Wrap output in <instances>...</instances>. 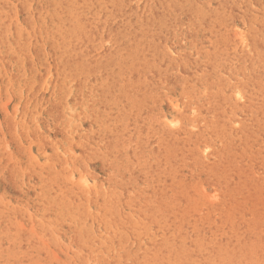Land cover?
Listing matches in <instances>:
<instances>
[{"label":"rangeland","instance_id":"1","mask_svg":"<svg viewBox=\"0 0 264 264\" xmlns=\"http://www.w3.org/2000/svg\"><path fill=\"white\" fill-rule=\"evenodd\" d=\"M262 25L264 0H0V264H264Z\"/></svg>","mask_w":264,"mask_h":264},{"label":"bare ground","instance_id":"2","mask_svg":"<svg viewBox=\"0 0 264 264\" xmlns=\"http://www.w3.org/2000/svg\"><path fill=\"white\" fill-rule=\"evenodd\" d=\"M167 2V1H165ZM230 2V1H229ZM242 2V1H241ZM240 3V2H239ZM233 4V3H232ZM242 5V4H241ZM234 6V5H233ZM55 7V6H54ZM53 8V7H52ZM65 8V7H64ZM162 8V7H161ZM227 9V8H226ZM52 10V9H51ZM55 10V9H54ZM101 10V9H100ZM172 10V9H171ZM261 10V9H260ZM150 12V11H149ZM245 12V11H244ZM232 13V12H231ZM219 14V13H218ZM203 15V14H202ZM214 15V14H213ZM223 15V14H222ZM258 15V14H257ZM41 17V16H40ZM202 17V16H201ZM231 17V16H230ZM262 17V16H261ZM61 22V21H60ZM63 22V21H62ZM215 22V21H214ZM219 22V21H218ZM262 22V21H261ZM119 23V22H118ZM138 24V23H137ZM162 27V26H161ZM263 27V25H262ZM214 28V27H213ZM264 28V27H263ZM135 29V28H134ZM62 30V29H61ZM255 31V30H254ZM217 32V31H216ZM220 34V33H219ZM70 37V36H69ZM216 38V37H215ZM263 38V37H262ZM130 39V38H129ZM145 39V38H144ZM148 39V38H147ZM217 42V41H216ZM259 44V43H258ZM168 45V44H167ZM209 48V47H208ZM255 48V47H254ZM180 49V48H179ZM173 50V49H172ZM184 50V49H183ZM182 50V51H183ZM147 52V51H146ZM191 54V53H190ZM223 54V53H222ZM220 56V55H219ZM204 57V56H203ZM157 58V57H156ZM222 60V59H221ZM167 61V60H166ZM248 61V60H247ZM143 62V61H142ZM220 62V61H219ZM144 63V62H143ZM153 63V62H152ZM209 63V62H208ZM123 65V64H122ZM109 66V65H108ZM151 67V66H150ZM195 68V67H194ZM225 68V67H224ZM108 69V68H107ZM127 70V69H126ZM251 70V69H250ZM215 71V70H214ZM213 71V73H214ZM167 72V71H166ZM196 72V71H195ZM203 72V71H202ZM198 73V72H197ZM167 74V73H166ZM200 75V74H199ZM200 77V76H199ZM224 77V76H223ZM201 79V78H200ZM200 81V80H199ZM205 81V80H204ZM223 82V81H222ZM198 89V88H197ZM212 90V89H211ZM200 91V90H199ZM221 91V90H220ZM189 92V91H188ZM207 93V92H206ZM263 93V92H262ZM191 94V93H190ZM211 94V93H210ZM196 95V94H195ZM224 95V94H223ZM229 95V94H228ZM213 96V95H212ZM216 97V96H215ZM214 97V98H215ZM204 104V103H203ZM227 104V103H226ZM233 104V103H232ZM236 105V104H235ZM209 117V116H208ZM191 122V121H190ZM159 125V124H158ZM206 125V124H205ZM123 128V127H122ZM176 128V127H175ZM128 130V128H127Z\"/></svg>","mask_w":264,"mask_h":264}]
</instances>
